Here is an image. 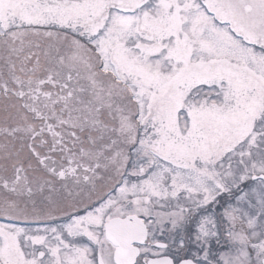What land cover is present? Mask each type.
Masks as SVG:
<instances>
[{"label":"snow or ice","instance_id":"1","mask_svg":"<svg viewBox=\"0 0 264 264\" xmlns=\"http://www.w3.org/2000/svg\"><path fill=\"white\" fill-rule=\"evenodd\" d=\"M0 264H264V0H0Z\"/></svg>","mask_w":264,"mask_h":264}]
</instances>
